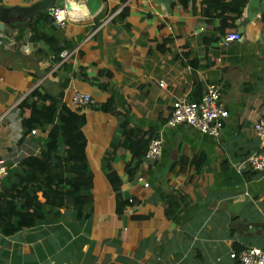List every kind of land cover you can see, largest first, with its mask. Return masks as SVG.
<instances>
[{
	"label": "crops",
	"instance_id": "0c3cea01",
	"mask_svg": "<svg viewBox=\"0 0 264 264\" xmlns=\"http://www.w3.org/2000/svg\"><path fill=\"white\" fill-rule=\"evenodd\" d=\"M249 1L221 33L220 18L206 17L202 0L175 1L171 13L154 0H63L76 12L63 28L44 21L59 0H0V7L25 9L16 12L22 18L40 15L37 24L18 16L14 27L0 16V158L7 172L0 193L30 184L28 194L7 197L14 209L0 201L7 212L0 217V264H240L232 250L264 248V171L247 164L261 144L254 124L264 117V4ZM232 32L241 38L226 43ZM209 84L220 85L229 110L219 137L166 124L175 100L198 101ZM35 91L60 97L52 120L24 121L31 111L23 114V100L42 107ZM76 91L94 102L75 105ZM108 102V110L96 107ZM63 104L85 117L86 160L68 164L69 175L83 165L93 174L92 187L82 190L92 200L81 205L72 204L69 186L64 203L47 204L44 176L20 164L50 155L65 164L66 136L48 152ZM149 136L161 138L160 155L144 156L131 176L125 142ZM110 170L121 178L117 189ZM169 198L180 203L174 218L166 214ZM21 211L33 225L17 228Z\"/></svg>",
	"mask_w": 264,
	"mask_h": 264
},
{
	"label": "trees",
	"instance_id": "16d2710c",
	"mask_svg": "<svg viewBox=\"0 0 264 264\" xmlns=\"http://www.w3.org/2000/svg\"><path fill=\"white\" fill-rule=\"evenodd\" d=\"M179 1L183 2L187 0ZM202 2L204 5L203 14L209 19L214 17L220 18L221 23L219 26V31L224 33L228 28L235 26L236 18L240 16L246 0H231L229 2L228 0H202ZM231 13H235L236 16L231 15ZM35 39L40 40V37L36 36ZM48 42L54 48L58 47L55 39L49 38ZM56 51L59 53L61 48H57ZM35 95L38 96L39 101L42 102V107H38L36 103L29 101V99L23 100L20 103V108L23 114L29 109L31 111L28 117H24V121L26 123L32 124L40 122L41 120H52L58 111L60 97L43 95L38 91L33 93V96ZM110 101L113 103L112 99H110ZM109 102L96 107L108 110L111 107ZM58 117L60 118V123H55L49 132L50 141L48 143V152L50 153L52 150H56L58 148V137L60 135L66 136L65 141L69 146V152L63 158V162L65 164L63 165L60 161H55L51 155L46 158H42L40 156H29L23 159L20 164L28 174H31L33 170L35 173H40L44 176L43 182L45 183L42 190L43 196L46 199L45 202L47 204L57 206L64 203L68 192V190L64 189L65 186L71 187V190L74 193L72 204H85L90 202L92 198L89 195L83 194L82 190L90 189L92 187L93 174L88 170L87 165L79 167L72 175L68 174V164H72L73 162H84L86 160V141L82 131V123L84 122L85 117L77 110L71 109L65 104H63L62 108L60 109ZM127 126V121L126 123H122L123 128H127ZM153 137L154 136H149L147 138L141 137L138 140H134L129 137L128 140H126L125 146L127 149H130L133 157L126 169L131 176L135 175L139 169V166ZM196 165L198 168H200L202 163L196 162ZM28 170H30V172H28ZM108 177L110 178V181L114 187L116 189L119 188L121 178L116 173V171L110 170L108 172ZM19 179L21 180L18 182H21L25 178L20 175ZM29 189L30 184L28 182L23 185L15 183L13 185L12 192L9 195L5 194V191L0 193V201H2L3 204L11 205L13 207L12 209H14V203L7 197L10 196L12 198H16L22 194H28ZM31 200L32 202L37 201L36 193H34V195L31 197ZM28 203L30 202L27 201L26 204ZM179 205H177L173 198L167 199L166 214L170 218H174L177 215ZM29 214L30 213L27 211L19 212L21 219L17 228L24 225L31 226L34 224V219L31 218ZM6 215L7 212L0 208V217L3 218ZM236 249L240 250V248Z\"/></svg>",
	"mask_w": 264,
	"mask_h": 264
},
{
	"label": "built area",
	"instance_id": "2783aa9c",
	"mask_svg": "<svg viewBox=\"0 0 264 264\" xmlns=\"http://www.w3.org/2000/svg\"><path fill=\"white\" fill-rule=\"evenodd\" d=\"M50 10L57 25L60 28L65 27L69 20L68 13L71 12L70 9L66 5H54ZM59 10H66L65 19L57 22L56 13ZM240 38V33L232 32L226 35L225 42L227 43L231 40ZM61 56L66 58L68 52H62ZM160 85L164 86L165 82L162 80ZM72 101L77 106L92 104L94 102L91 94L82 91H76L73 94ZM5 114L6 113L0 114V122L3 120ZM228 117L229 110L222 100L220 85L209 84L203 96L198 101H193L186 97L175 100L166 124L171 127L179 124H187L198 129L201 133L219 137ZM254 128L261 144L259 150L251 153L247 157V164L255 171H264V117L255 122ZM35 132L36 129H32V133ZM161 142L162 140L158 136L152 138L145 153L146 159H154L160 155ZM6 173L3 167V160L0 158V192L2 179ZM230 257L240 264H264V248L248 246L241 250H232Z\"/></svg>",
	"mask_w": 264,
	"mask_h": 264
},
{
	"label": "water",
	"instance_id": "95a60500",
	"mask_svg": "<svg viewBox=\"0 0 264 264\" xmlns=\"http://www.w3.org/2000/svg\"><path fill=\"white\" fill-rule=\"evenodd\" d=\"M155 2L157 3H162L164 4L166 10L171 13L172 12V3L175 2V1H178V0H154ZM63 0H59V3L60 4H54V5H62L63 3ZM253 0H250L249 1V7L250 5L252 4ZM263 4H264V0H263ZM53 6V5H52ZM26 10L23 9V8H17V9H13L11 7H8V6H4V7H0V16L2 17V20L5 22V24L11 26V27H14L15 25L18 24L17 20H16V17H21V21H24V19H28V21L32 22V23H36L39 22V18H40V15L39 13H36V15L34 16H30V17H27V18H22L21 15H17L16 12H19V13H22V12H25ZM248 17H251L250 15ZM18 19V18H17ZM49 20L53 21L54 18L52 16V13H51V10H45V16H44V21L45 22H49ZM1 28V26H0ZM48 29L45 27L44 28V31H47Z\"/></svg>",
	"mask_w": 264,
	"mask_h": 264
},
{
	"label": "clouds",
	"instance_id": "9594fccd",
	"mask_svg": "<svg viewBox=\"0 0 264 264\" xmlns=\"http://www.w3.org/2000/svg\"><path fill=\"white\" fill-rule=\"evenodd\" d=\"M77 4L76 3H72V8L75 10L77 9ZM65 12L66 10H59L57 13H56V19H57V22H60V21H63L65 19ZM81 15H87V8L84 9L83 13H81ZM68 16L70 19H74L76 18V12L73 11V12H70L68 13Z\"/></svg>",
	"mask_w": 264,
	"mask_h": 264
}]
</instances>
